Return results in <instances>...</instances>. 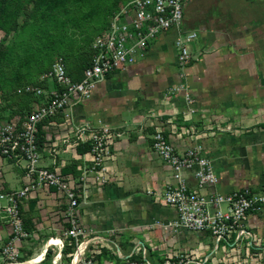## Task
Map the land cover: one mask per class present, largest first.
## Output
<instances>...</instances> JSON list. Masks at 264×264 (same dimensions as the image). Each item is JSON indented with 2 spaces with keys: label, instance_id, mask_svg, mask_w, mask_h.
<instances>
[{
  "label": "crops",
  "instance_id": "1",
  "mask_svg": "<svg viewBox=\"0 0 264 264\" xmlns=\"http://www.w3.org/2000/svg\"><path fill=\"white\" fill-rule=\"evenodd\" d=\"M182 27L196 33L189 44L191 60L185 67L177 64L176 33H161L143 57L109 74L87 99L73 105L69 109L70 124L58 114L38 125L40 165L73 178L90 166L91 156L87 144L70 133L71 126L86 123L117 134L104 162L108 184L100 187L95 177L89 176L83 197L87 198L79 202L80 223L88 228L101 229L115 223L116 227L126 229L149 217H176L173 208L154 204L145 197L147 191L158 200L157 194L171 182L170 167L151 148V135L158 128L178 152L194 146L201 148L217 178L213 190L230 193L259 187L262 182L256 171L240 162L235 154L249 144L248 138L238 139L235 128H247L254 121L249 115L236 119L235 112L241 107L232 87L240 80L247 84L244 80L248 71L254 69V61L264 59V0H186ZM179 86L183 89L169 92ZM40 102L42 99L32 109ZM209 115L229 118L233 133L215 132L209 135L211 138L203 133L195 137L190 123ZM184 175L193 187L191 175ZM25 182L22 168L0 156V191L19 189ZM66 205V199L53 188L34 191L21 202L23 231L27 236L16 243L17 258L24 262L39 255L49 239L55 244L48 245L45 254L54 245L67 244ZM246 228L254 235H264V208L247 216ZM10 233L0 219V246ZM45 254L34 264L42 263Z\"/></svg>",
  "mask_w": 264,
  "mask_h": 264
},
{
  "label": "built area",
  "instance_id": "2",
  "mask_svg": "<svg viewBox=\"0 0 264 264\" xmlns=\"http://www.w3.org/2000/svg\"><path fill=\"white\" fill-rule=\"evenodd\" d=\"M185 1L129 0L113 14L107 28L93 39L90 65L79 81H73L67 75L63 64L54 63L42 78L50 83L48 91L38 86L25 87L26 92L42 98V102L22 117L0 122V156L20 166L26 178L19 189L0 191V219L11 231L8 240L0 246V264L17 263L16 243L27 236L23 231L20 204L40 189L53 188L66 199L68 228L64 234L68 245L77 243L82 234L77 209L86 192V180L94 176L99 184L107 182L104 162L117 134L86 123L72 125L70 133L87 144L91 156L90 166L73 178L40 165L38 125L58 114L70 124L69 109L87 99L93 88L109 74L143 57L148 46L161 33H176L177 64L185 67L191 60L189 44L196 37L195 32L185 31L182 27ZM177 90L170 89L169 92ZM185 100L191 102L187 96ZM151 148L171 169V182L157 194V199L175 210L174 225L184 231L209 236L215 249L226 245L248 247L251 233L246 229V218L264 208V186L246 187L230 193L213 190L217 178L211 161L202 156L201 148L194 146L178 152L160 128L151 135ZM185 172L191 175L193 187L187 183ZM206 188L208 190L202 192ZM78 262L93 264L88 256L76 259L73 264ZM127 264L146 263L130 261Z\"/></svg>",
  "mask_w": 264,
  "mask_h": 264
},
{
  "label": "rangeland",
  "instance_id": "3",
  "mask_svg": "<svg viewBox=\"0 0 264 264\" xmlns=\"http://www.w3.org/2000/svg\"><path fill=\"white\" fill-rule=\"evenodd\" d=\"M126 1L0 0V122L22 117L24 109H32L38 103L32 99L37 96L26 92L25 87L43 84L48 91L50 83L42 78L54 63L63 64L78 76L90 60L93 39ZM254 62V69L248 71L244 80L247 84L240 80L232 87L241 107L232 106L238 108L236 119L249 115L254 121L247 128H235L240 141L249 140L247 148L235 154L262 179L258 186H264V116L258 118L264 114V59ZM190 126L195 137L203 133L210 138L215 132L233 133L229 118L219 115L195 119ZM145 194L154 204L160 203L151 193ZM86 198H81L80 203ZM174 223L175 217H149L126 229L115 223L101 229L81 223L82 234L77 243L52 246L40 264H73L77 252L78 260L88 256L93 264H264V235H254L246 228L251 233L248 247L226 245L215 249L210 238L195 237ZM21 260L17 258L16 262Z\"/></svg>",
  "mask_w": 264,
  "mask_h": 264
},
{
  "label": "trees",
  "instance_id": "4",
  "mask_svg": "<svg viewBox=\"0 0 264 264\" xmlns=\"http://www.w3.org/2000/svg\"><path fill=\"white\" fill-rule=\"evenodd\" d=\"M129 0H127L126 2H128ZM109 22V21H108ZM108 22L106 23V25L104 26V28L100 31V33L99 34H101L106 28H107V26H108ZM98 34V35H99ZM92 54H93V51H92V48L90 47V60H89V62H88V64L83 68V69H81V71H80V74L78 75V76H76L72 71H69V70H67L66 69V73H67V75L73 80V81H79L80 79H81V77H82V75H83V72H84V70L90 65V61H91V57H92ZM38 87H40V88H44V85L43 84H39V85H37ZM31 95V94H30ZM32 96H34V95H32ZM32 99H34V100H36V101H38V100H40V98L37 96V97H32ZM29 111H31V108L30 109H24V111H22L21 113L24 115L25 113H28ZM20 112V111H19ZM20 113V114H21ZM22 115V116H23ZM88 149V148H87ZM86 150V149H85ZM85 150H81V152H84Z\"/></svg>",
  "mask_w": 264,
  "mask_h": 264
},
{
  "label": "bare ground",
  "instance_id": "5",
  "mask_svg": "<svg viewBox=\"0 0 264 264\" xmlns=\"http://www.w3.org/2000/svg\"><path fill=\"white\" fill-rule=\"evenodd\" d=\"M53 242H55L54 240H49L44 246H43V248H42V250H41V253L39 254V255H35V256H33L32 258H30V259H28V260H26V261H24V262H17V263H15V264H34V263H37V262H39L40 260H41V255L42 254H45V251H46V248H47V246L48 245H50L51 243H53ZM77 257H78V252L76 253V255H75V257H74V261L77 259Z\"/></svg>",
  "mask_w": 264,
  "mask_h": 264
}]
</instances>
